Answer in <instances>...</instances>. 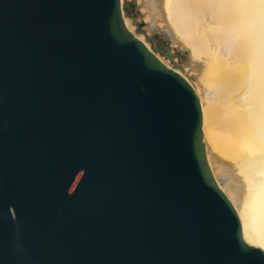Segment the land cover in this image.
Masks as SVG:
<instances>
[{"label": "water", "instance_id": "water-1", "mask_svg": "<svg viewBox=\"0 0 264 264\" xmlns=\"http://www.w3.org/2000/svg\"><path fill=\"white\" fill-rule=\"evenodd\" d=\"M206 103L121 0H0V264H264Z\"/></svg>", "mask_w": 264, "mask_h": 264}, {"label": "bare ground", "instance_id": "bare-ground-1", "mask_svg": "<svg viewBox=\"0 0 264 264\" xmlns=\"http://www.w3.org/2000/svg\"><path fill=\"white\" fill-rule=\"evenodd\" d=\"M121 4L129 31L208 102L209 166L236 209L245 241L264 250V0H139L148 32H138L126 0ZM157 31L187 55L186 66H172L153 50L149 40Z\"/></svg>", "mask_w": 264, "mask_h": 264}, {"label": "rangeland", "instance_id": "rangeland-1", "mask_svg": "<svg viewBox=\"0 0 264 264\" xmlns=\"http://www.w3.org/2000/svg\"><path fill=\"white\" fill-rule=\"evenodd\" d=\"M138 1L139 0H126L124 10L126 12V15L137 23V28L138 24H140L143 32H148L146 31L148 24L145 22V16L141 13V8L138 6ZM149 43L153 50L160 56L164 57L166 60H169V63H171L172 66H174L175 63H178L181 66H186L185 62H187L188 60L187 55L180 52V48L175 47V45H173L170 40L163 37L160 31L154 32L153 35H151ZM167 50L175 55L173 59L174 61L167 57ZM186 68L189 69L188 73L192 78L195 73L192 69V66L188 65Z\"/></svg>", "mask_w": 264, "mask_h": 264}]
</instances>
